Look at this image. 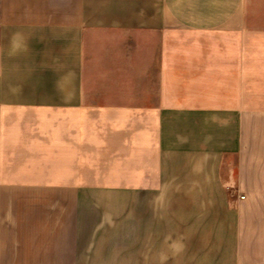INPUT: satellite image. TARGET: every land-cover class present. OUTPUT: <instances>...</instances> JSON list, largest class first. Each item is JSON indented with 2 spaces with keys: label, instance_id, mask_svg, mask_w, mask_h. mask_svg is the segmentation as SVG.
<instances>
[{
  "label": "crops",
  "instance_id": "crops-1",
  "mask_svg": "<svg viewBox=\"0 0 264 264\" xmlns=\"http://www.w3.org/2000/svg\"><path fill=\"white\" fill-rule=\"evenodd\" d=\"M262 167L264 0H0V264H264Z\"/></svg>",
  "mask_w": 264,
  "mask_h": 264
},
{
  "label": "rangeland",
  "instance_id": "rangeland-1",
  "mask_svg": "<svg viewBox=\"0 0 264 264\" xmlns=\"http://www.w3.org/2000/svg\"><path fill=\"white\" fill-rule=\"evenodd\" d=\"M225 167H222V175L225 177L227 175H238V168H237V160L233 159L232 157L225 160ZM258 173L264 174V167L258 169ZM232 200L227 203L220 214V221H219V229L216 227V222L213 220L212 215H205L204 221V232L207 237L211 238V233H214L215 229H218V239L220 242V256L222 258H226L230 251H231V243H232V222H233V214L228 211L232 209ZM223 206V205H222ZM214 228V229H213ZM206 238V237H205ZM206 240H208L206 238ZM204 254L205 255H213L215 254V249L212 246H204Z\"/></svg>",
  "mask_w": 264,
  "mask_h": 264
}]
</instances>
